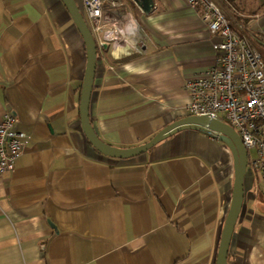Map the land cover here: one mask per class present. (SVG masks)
I'll list each match as a JSON object with an SVG mask.
<instances>
[{
  "label": "crops",
  "instance_id": "0c3cea01",
  "mask_svg": "<svg viewBox=\"0 0 264 264\" xmlns=\"http://www.w3.org/2000/svg\"><path fill=\"white\" fill-rule=\"evenodd\" d=\"M251 3H230L231 19L264 52V0ZM112 12L126 35L115 50L97 49L89 119L102 142L130 148L188 116L186 83L213 64L219 36L186 0H154L148 14L121 0ZM85 63L61 0H0V120L13 112L26 135L0 175V264H214L232 197L230 149L183 129L136 156L103 155L81 129ZM259 185L246 172L229 264H264Z\"/></svg>",
  "mask_w": 264,
  "mask_h": 264
},
{
  "label": "built area",
  "instance_id": "2783aa9c",
  "mask_svg": "<svg viewBox=\"0 0 264 264\" xmlns=\"http://www.w3.org/2000/svg\"><path fill=\"white\" fill-rule=\"evenodd\" d=\"M81 1L97 49L108 43L111 50L122 46L126 33L112 12L121 0ZM186 1L191 8L200 9L207 30L219 36L213 64L186 83V111L188 115L219 117L238 133L248 153L247 172L259 175L264 200V52L239 34L218 0ZM15 123L13 112H6L0 120V175L13 168L26 144L25 133Z\"/></svg>",
  "mask_w": 264,
  "mask_h": 264
},
{
  "label": "water",
  "instance_id": "95a60500",
  "mask_svg": "<svg viewBox=\"0 0 264 264\" xmlns=\"http://www.w3.org/2000/svg\"><path fill=\"white\" fill-rule=\"evenodd\" d=\"M67 8L72 20L77 26L86 49V63L84 76L80 88L79 115L81 129L89 143L100 153L108 157L126 158L146 152L152 146L169 135L183 130L195 129L207 134H215L231 151L233 157L234 180L232 197L229 208L221 229L214 264H229L227 260L229 244L233 234L235 223L244 206L243 180L248 171V153L241 142L238 133L219 117L207 115H188L174 121L159 132L149 141L130 148H119L102 142L95 133L89 119V102L93 86L94 73L97 63V47L95 39L86 23L79 6L75 0H61ZM143 13H150L154 8V0H132ZM106 46V45H105Z\"/></svg>",
  "mask_w": 264,
  "mask_h": 264
},
{
  "label": "rangeland",
  "instance_id": "374dc122",
  "mask_svg": "<svg viewBox=\"0 0 264 264\" xmlns=\"http://www.w3.org/2000/svg\"><path fill=\"white\" fill-rule=\"evenodd\" d=\"M219 4L224 8V10L227 12V14L229 15V17H234L235 16V10L230 6V2L226 1V0H218ZM252 0H235V2H237V4H239L238 6L241 8H244L245 10L251 11L254 10L256 7L253 6V4L251 3ZM250 13V12H249ZM250 156L254 155V152L252 150L249 151ZM255 176H257L259 183H260V179H259V175L255 174Z\"/></svg>",
  "mask_w": 264,
  "mask_h": 264
},
{
  "label": "trees",
  "instance_id": "16d2710c",
  "mask_svg": "<svg viewBox=\"0 0 264 264\" xmlns=\"http://www.w3.org/2000/svg\"><path fill=\"white\" fill-rule=\"evenodd\" d=\"M226 1H229L230 3H234L235 0H226Z\"/></svg>",
  "mask_w": 264,
  "mask_h": 264
}]
</instances>
